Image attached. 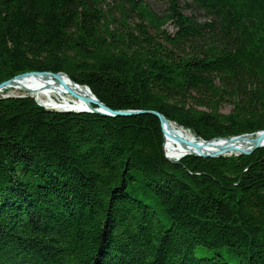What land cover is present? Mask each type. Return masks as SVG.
<instances>
[{
    "label": "trees",
    "instance_id": "trees-1",
    "mask_svg": "<svg viewBox=\"0 0 264 264\" xmlns=\"http://www.w3.org/2000/svg\"><path fill=\"white\" fill-rule=\"evenodd\" d=\"M143 4L0 0V83L65 72L114 110H156L207 140L264 129V0H167L158 20ZM0 119V264H264V151L199 160L194 184L170 169L154 115L16 98Z\"/></svg>",
    "mask_w": 264,
    "mask_h": 264
},
{
    "label": "bare ground",
    "instance_id": "bare-ground-1",
    "mask_svg": "<svg viewBox=\"0 0 264 264\" xmlns=\"http://www.w3.org/2000/svg\"><path fill=\"white\" fill-rule=\"evenodd\" d=\"M10 90H27L36 96L39 101H42V97H45L47 99V106L59 109L80 111L87 110L90 105L94 106L89 91L83 86H76L63 75L43 73L23 75L8 83L0 90V94H4ZM145 112H150V110ZM165 128L168 131L165 149L168 155L173 158L193 153L197 149H199L197 153L218 152L219 150L227 149L230 152L234 151L239 154L240 152L251 150L257 143H264V134L261 133L251 137L227 138V140L225 138H218L210 141L208 144H203L194 134L180 126H176L168 120L165 121ZM186 147L188 150L185 149Z\"/></svg>",
    "mask_w": 264,
    "mask_h": 264
},
{
    "label": "rangeland",
    "instance_id": "rangeland-1",
    "mask_svg": "<svg viewBox=\"0 0 264 264\" xmlns=\"http://www.w3.org/2000/svg\"><path fill=\"white\" fill-rule=\"evenodd\" d=\"M144 3L145 4H143L144 6H145V9L146 8H148V12L150 11V12H153L155 15V17H156V19L158 20V18H160V17H164V16H166L167 14H168V11L169 10H167V8H168V4H167V0H144ZM113 4H110V7H111V9H114V7L112 6ZM107 7H108V5H107ZM138 7H140L139 6V4H138ZM105 8V7H104ZM109 8V7H108ZM118 10V9H117ZM112 11H114V10H112ZM146 12V11H145ZM144 12V13H145ZM201 14H203V12H201ZM115 15L116 16H118V13H115ZM144 17L142 16V17H139L138 15H135V13L134 14H132V17L130 18V20H131V25H132V21L133 22H135V23H137V22H140V20H144V19H146V17L143 19ZM198 20L200 21V22H204V21H207V18L205 17V16H200V17H198ZM117 21H119V22H117ZM116 22H115V24H114V26H120V22H121V20H117ZM118 23H119V25H118ZM159 27H163L162 29L163 30H166V32L168 33V34H170V35H174L177 31H178V28L174 25V22H173V20L171 19H169V21H166L164 24H163V26H159ZM155 30H156V27H150V31L151 32H155ZM3 57H5V56H3ZM2 57V58H3ZM5 58H7V57H5ZM5 58H3L2 60H1V70H5V69H7L8 68V66H9V62L5 59ZM45 72H47V71H38V70H33V71H24V72H22V73H20V74H16L15 76H13L12 78H9V79H6V80H4V81H2L1 83H0V85L1 84H3V83H5V82H7V84L8 83H11V82H13L14 80H16L17 78H19V77H22L23 75H28V74H32L33 75V73H35V74H38V73H45ZM50 73H54V74H57V73H59V72H51V71H49ZM67 74V73H66ZM69 77H70V79L71 80H73V81H75L73 78H72V76H70L69 74H67ZM69 79V78H68ZM76 82V81H75ZM78 82H76V84H77ZM6 84V85H7ZM78 84H80V83H78ZM5 85V86H6ZM4 86V87H5ZM87 87V88H90L88 85H83V84H80V87ZM3 87V88H4ZM2 89V88H1ZM0 89V90H1ZM16 98H28V99H32L35 103H37V105L38 106H40V107H42V108H44L45 110H48V111H54V112H61V113H74V114H83V113H88V114H93V115H100V116H103V117H111V118H115V117H112V116H104V115H102V114H99V113H92V112H89V108H91L90 106H89V108L87 109V111H85V110H80V111H77V110H66V109H59V108H54L53 106H47L46 105V102H47V99L45 98V97H42L43 98V100L42 101H39L37 98H36V96H34L31 92H29V91H27V90H10V91H7L6 93H4V94H0V99H16ZM98 98V97H97ZM99 99V98H98ZM237 100H238V97H237ZM104 103V102H103ZM105 104V103H104ZM235 103H233V102H231L230 100H227L226 98L224 99V101L221 103V108H220V115L221 114H223V115H229V114H231V113H233L234 112V109H235ZM92 107H94V108H99L98 106H96V105H91ZM192 107L193 108H195L197 111H202V112H210V109H208L207 107H202V106H197V105H192ZM112 109V108H111ZM112 110H114V109H112ZM117 110H120V111H130V109H117ZM131 111H133V112H137L138 114H133V115H130V116H120V117H132V116H138V115H143V114H149V113H147V112H145L144 110H131ZM150 111H156V110H150ZM158 112V111H157ZM152 115V114H151ZM9 116H12V113H10V115ZM155 116V115H154ZM245 115L244 114H242V117H244ZM119 117V116H118ZM157 117V116H156ZM9 118V117H8ZM166 118V117H165ZM0 120H2V121H6V120H4V119H0ZM23 120V119H22ZM22 120H20V121H18V123H17V125L15 126V128H19V124H21V122H22ZM160 120V119H159ZM166 120H168V121H170V122H172V123H174L176 126H180L181 128H184L185 130H188L189 132H191L192 134H194L195 135V137L199 140V141H203V140H205V141H212V140H214V139H218V138H225L226 140H227V138H230V139H235V138H241V137H246V136H249V137H251V136H253V135H255V134H263L264 133V129H262V130H259V131H252V132H245V133H241V134H232V135H229V136H215L214 138H212V139H209V140H207V139H204V138H202L199 134H197V132H194L193 130H191L190 128H186L185 126H183V125H180L178 122H176V121H172V120H169V119H167L166 118ZM161 122V121H160ZM0 123H2V122H0ZM22 124H23V126H21L20 125V127H22V130H24V131H26V129H28L29 127H30V125L29 124H25L24 122H22ZM3 125L6 127L7 126V124H4L3 123ZM161 126H162V122H161ZM164 126H165V124H164ZM164 130H165V133H164ZM167 130H166V128H164L163 129V127H162V136H163V152H164V155H165V158L169 161V162H171L172 164H175L174 166H171L170 167V169H172L173 171H174V173L176 174V175H178L179 173H182V175L181 174H179V176H181L180 178L181 179H183V180H185V181H187L188 183H190L191 181L194 183V184H197V181H196V179L194 178V177H192V175H194L195 176V172H193V167L194 166H197L199 163H200V161L199 160H205L206 162H207V160H213V159H218V158H230V157H238V156H244V157H254V155L255 156H257L258 154L260 155L261 154V152L262 151H264V143H257V145L255 146V147H253L252 149H254V150H249V152H247V153H237V152H230L229 150H226V152H224V153H222V154H220V155H218V156H198V155H195L194 153H190V154H187V155H184V156H179V157H177V158H173V157H171V156H169L168 155V153H167V151H166V149H165V141H166V135H168L167 134ZM29 133V132H28ZM3 137H4V135H0V140H2L3 139ZM219 152V151H218ZM257 152V153H256ZM215 153H217V152H215ZM193 157V158H192ZM258 157V156H257ZM256 157V158H257ZM197 158V159H196ZM255 158V159H256ZM189 159H192V160H190L189 161ZM259 162V161H258ZM262 162H264V160L262 161ZM247 169H245V171H246ZM196 174H198V175H201V173H198V172H196Z\"/></svg>",
    "mask_w": 264,
    "mask_h": 264
},
{
    "label": "water",
    "instance_id": "water-1",
    "mask_svg": "<svg viewBox=\"0 0 264 264\" xmlns=\"http://www.w3.org/2000/svg\"><path fill=\"white\" fill-rule=\"evenodd\" d=\"M43 74H52V73H50L49 71H47V72H45V73H43ZM33 75H37V74H35V73H33ZM53 75H63V76H65V77H67V78H69L70 79V77L65 73V72H59V73H57V74H54L53 73ZM71 80V79H70ZM76 86H80V84H76V82L75 81H73V80H71ZM7 84V82H5V83H3V84H1L0 85V89L1 88H3L5 85ZM88 91H89V93L91 94V96H92V103H94V105H96V106H98L99 108H94V107H92L91 105H90V107L91 108H89V112H92V113H99V114H102V115H104V116H112V117H120V116H130V115H133V114H138L137 112H133V111H120V110H112L111 108H109L106 104H104L103 102H101L98 98H97V96L95 95V94H93L92 93V91L90 90V88H87V87H85ZM85 111H87V110H85ZM88 112V111H87ZM147 113H149V114H152V115H155V116H157L159 119H160V121L162 122V127H163V129L165 128V126H164V124H165V121H166V118H165V116L163 115V114H161V113H159V112H157V111H150V112H147ZM164 133H165V130H164ZM167 134H168V132H167ZM264 134V133H263ZM211 141V140H210ZM210 141H205V140H203L202 142H203V144H208V143H210ZM199 148V147H198ZM186 150H188V148L186 147L185 148ZM199 149H197L196 151H193V153L195 154V155H198V156H218V155H220V154H222V153H224V152H226V150L227 149H223V150H219V152H217V153H215V152H210V153H197V151H198ZM251 150H254V149H251ZM201 151V150H200ZM231 152H234V151H231ZM247 152H249V151H243V152H240V153H247Z\"/></svg>",
    "mask_w": 264,
    "mask_h": 264
}]
</instances>
